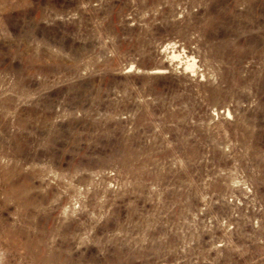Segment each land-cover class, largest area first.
Here are the masks:
<instances>
[{
  "label": "rangeland",
  "instance_id": "rangeland-1",
  "mask_svg": "<svg viewBox=\"0 0 264 264\" xmlns=\"http://www.w3.org/2000/svg\"><path fill=\"white\" fill-rule=\"evenodd\" d=\"M0 264H264V0H0Z\"/></svg>",
  "mask_w": 264,
  "mask_h": 264
}]
</instances>
